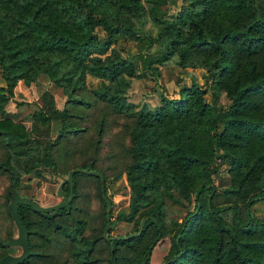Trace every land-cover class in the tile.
<instances>
[{"label": "trees", "instance_id": "obj_1", "mask_svg": "<svg viewBox=\"0 0 264 264\" xmlns=\"http://www.w3.org/2000/svg\"><path fill=\"white\" fill-rule=\"evenodd\" d=\"M166 2L0 0V139L5 149L0 170L15 189L22 181L40 178L39 165L54 173L51 145L69 134L68 106L57 109L49 90L29 113V128L18 112L5 109L18 81L29 83L44 75L63 90L70 106H76L86 103L81 93L85 78L96 77L95 99L131 118L124 168L127 211L119 210L109 226L131 221L137 234L106 241L108 264H120L122 247L136 249L135 264H150L151 246L163 237L169 245L158 264H264V217L250 210L264 200V0H184L172 17L161 9ZM146 17L157 27L155 36L137 30L135 23ZM95 27L104 35L98 36ZM120 38L135 41L136 53L122 56L114 47ZM156 42L162 44L159 54L146 57L141 49ZM171 58L179 67L205 70L210 100L203 97L205 87L190 81L176 97L161 94L157 105L133 108L125 92L132 76H142L138 65L158 74L152 63ZM220 92L229 100L227 107L216 103ZM55 119L61 127L50 139ZM222 163L227 177L218 189L211 175ZM79 167L95 169L90 163ZM84 174L73 173V195L65 208L76 196V177ZM88 175L97 178L100 188L98 175ZM167 203L192 206L175 218L167 217ZM62 210L40 212L17 204L29 249L18 264L31 253L33 220L28 211L47 224ZM82 223L76 218L71 226L53 225L68 239L74 264L94 260V239L82 235Z\"/></svg>", "mask_w": 264, "mask_h": 264}, {"label": "rangeland", "instance_id": "obj_2", "mask_svg": "<svg viewBox=\"0 0 264 264\" xmlns=\"http://www.w3.org/2000/svg\"><path fill=\"white\" fill-rule=\"evenodd\" d=\"M184 5V0H167L161 6L167 17L175 15ZM138 32L141 35L155 36L157 27L148 17L143 22H136ZM98 36H103L104 32L99 28H94ZM115 49L122 55L135 54L138 44L133 40L120 38L114 45ZM162 48L160 42L152 44L146 49H141L142 53L149 58H154ZM158 74L152 69L140 70L142 76H132L131 82L126 89V101L133 108L146 103L153 107L159 103L160 95L176 97L180 87L188 85L190 81H196L207 89L203 95L206 101L210 100L208 90V80L206 72L202 67H179L174 63L173 58L158 64ZM99 79L92 76L85 78V89L81 91L86 103L70 106L67 96L63 90L54 85L44 75H39L36 80L29 83L18 81L12 90L10 100L6 103L5 109L18 112L25 127L29 128V113L41 103V95L44 90H49L54 99V106L62 109L68 106L65 123L69 126L68 138H61L51 145V155L54 160L55 171L50 173L47 166L39 165L41 176L38 179L32 178L29 181H22L20 189L9 187L7 174L0 170V257L2 254L18 255L21 252L19 245H7L6 241L18 235L17 228L11 218L8 208L12 192H16L21 197L35 200L39 205H50L62 199L58 193V184L61 183V191H65L64 178L67 171L74 167H79L83 163H90L92 168L102 172L104 177L105 193L110 201L109 219H113L119 210L127 211L129 187L124 176V168L129 161L128 146L129 140L127 130L131 118L122 113L113 112L107 105L95 99L92 89L97 87ZM0 85L3 81L0 78ZM217 105L227 107L229 100L220 92L216 100ZM102 120L104 121L102 123ZM103 124L101 135L98 134L100 124ZM61 127L58 119L52 121L49 136L54 138ZM5 156L3 141L0 139V160ZM216 163H219L216 160ZM216 173L211 175L212 183L220 189V185L225 181L227 175L225 164H218ZM23 179H26L24 177ZM223 184V183H222ZM26 186V187H25ZM75 193L71 206L52 217V222L43 224L38 220V216L32 211H28V217L33 220L32 231L28 235L30 242V256L22 264H74L69 255V242L60 229L55 228L54 223L71 226L76 218L83 220L82 235L94 239L93 249L90 256L94 259L90 264H108L109 249L107 240L102 235L105 225V206L102 204L99 192V183L95 176L88 174L78 175L75 182ZM220 198L217 199V202ZM187 207L166 204L167 217L179 218ZM187 208V209H186ZM253 215L264 217V200L257 202L250 208ZM110 224V223H109ZM139 228V227H138ZM133 230V222L116 221L114 226H108L107 236L126 235ZM169 245V239L163 237L155 241L151 246L149 263L158 264L163 261L165 252ZM136 249L120 248L118 263L135 264ZM124 264V263H123Z\"/></svg>", "mask_w": 264, "mask_h": 264}, {"label": "water", "instance_id": "obj_3", "mask_svg": "<svg viewBox=\"0 0 264 264\" xmlns=\"http://www.w3.org/2000/svg\"><path fill=\"white\" fill-rule=\"evenodd\" d=\"M74 172H84L86 174H95L98 175L99 181H100V192L101 197L103 201L106 203L105 207V225L103 227L102 235L105 239H113L118 238V235L113 236H107L106 230L109 226V209H110V203L106 198V195L104 193V180L101 172L96 169H84L80 167H74L67 171L66 177L64 180L68 183V192L61 191V183L58 184V193L62 196V199L58 202L50 205H39L38 202H36L33 199L21 197L16 192H12L9 200V212L11 215V218L17 228L18 235L15 238H10L6 241L5 244L7 245H19L21 247V252L18 255H11V254H4L0 257V264H18L23 259H25L29 254L28 244H27V231L24 227V225L21 223L18 213H17V204H26L29 205L33 210L40 211V212H50L52 210L58 209L64 205H66L72 198L73 192H72V175ZM132 234H137V232H134Z\"/></svg>", "mask_w": 264, "mask_h": 264}]
</instances>
